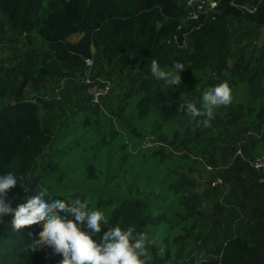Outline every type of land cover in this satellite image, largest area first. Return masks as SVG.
<instances>
[{
  "label": "trees",
  "instance_id": "trees-1",
  "mask_svg": "<svg viewBox=\"0 0 264 264\" xmlns=\"http://www.w3.org/2000/svg\"><path fill=\"white\" fill-rule=\"evenodd\" d=\"M187 13L183 0H0V47L16 41L7 37L9 31L29 43L37 34L46 46L44 52H24L14 73L19 86L1 87L2 97L9 93L16 99L0 107V174L12 172L19 181L6 196L13 210L43 184L49 202L79 198L89 202V209L105 213L109 223L102 225L97 240L116 225L134 226V235L147 233L154 241L148 264H264V206L240 235L227 240L219 256L200 259L185 234L200 215L196 184L180 170L195 164L169 153L165 145L186 141L185 126L205 119L193 118L186 104L201 108L203 93L224 81L233 101L215 108L213 119L227 114L229 123L244 122L255 134L264 127V62L228 65V19L263 27L264 0H221L198 22H185ZM95 56L108 67L140 68L151 77L152 60L165 71L174 61L185 69L181 83L169 85L166 102L152 95L150 83L128 92L110 84L103 108L91 102L83 86L90 113L69 114L62 93L23 98L28 87L39 90L46 80L86 76V61ZM215 72L218 80L211 79ZM261 148L248 156L261 155ZM235 163L238 170L249 168L260 177L240 158ZM12 220L13 214L0 218V264H59L61 257L51 248L32 251L42 224L15 231Z\"/></svg>",
  "mask_w": 264,
  "mask_h": 264
},
{
  "label": "rangeland",
  "instance_id": "rangeland-1",
  "mask_svg": "<svg viewBox=\"0 0 264 264\" xmlns=\"http://www.w3.org/2000/svg\"><path fill=\"white\" fill-rule=\"evenodd\" d=\"M230 42L228 65L238 62L252 66L255 62H264V26H254L246 21L229 18ZM9 38L16 41L0 47V107L11 104L15 97L9 93L1 96V87L17 84L15 72L23 60V54L29 48L44 52L45 44L40 37L32 36L31 43L25 36L9 31ZM91 76L97 83L121 84V91L141 89L143 84L152 85V95L164 102L169 89L167 83L158 82L155 77L144 73L140 68L121 70L118 66L108 67L98 57ZM13 71V73H12ZM12 73V74H11ZM10 75V78H6ZM80 77V78H79ZM211 79L218 80L215 72ZM85 76L62 80H46L39 90L28 87L23 95L26 100L35 101L38 97L54 98L62 93L65 102L62 106L71 114L90 105L84 85ZM72 81L71 83H69ZM86 92L84 91V87ZM56 96V97H57ZM61 97V96H60ZM91 98V97H90ZM92 102V100H91ZM90 113V111H88ZM42 117L45 113L42 112ZM230 118L223 114L219 119H212L210 127H204L202 120L185 126L182 138L173 143L166 141V151L190 157L195 166L180 170L194 181L195 195L198 197L197 211L200 213L186 231V236L201 252L200 259H212L219 256L227 240L242 233L251 221L257 208L264 206V184L249 168L237 169L236 152L241 150L246 156L254 155L261 148L258 133L249 135L244 122L229 123ZM258 130V129H257ZM255 134V133H254ZM264 151V148H261ZM220 179L223 184L214 186Z\"/></svg>",
  "mask_w": 264,
  "mask_h": 264
},
{
  "label": "clouds",
  "instance_id": "clouds-1",
  "mask_svg": "<svg viewBox=\"0 0 264 264\" xmlns=\"http://www.w3.org/2000/svg\"><path fill=\"white\" fill-rule=\"evenodd\" d=\"M184 69L185 65L180 61H174L169 71L161 69L156 60H152L150 65L151 74L171 86L181 83L180 73ZM232 101V89L224 81L203 93L201 108L191 102L185 107L193 118L204 117L202 125L210 127L214 109L227 107ZM18 182L12 172L0 174V218L13 214L11 223L15 231L42 224L38 239L32 242V251L51 248L55 255L61 257L59 264H148L151 259L149 246L154 241L144 232L134 235L136 228L132 225L127 229L119 225L109 227L99 240L94 238L101 233L102 225H108L109 219L103 211L89 209L87 200L76 198L49 202L45 199L51 197L49 189L40 184L36 195L28 197L25 203L13 210L11 200H6V196ZM20 184L25 191L30 190L28 184ZM159 254L164 255L163 248Z\"/></svg>",
  "mask_w": 264,
  "mask_h": 264
},
{
  "label": "built area",
  "instance_id": "built-area-1",
  "mask_svg": "<svg viewBox=\"0 0 264 264\" xmlns=\"http://www.w3.org/2000/svg\"><path fill=\"white\" fill-rule=\"evenodd\" d=\"M221 0H183L184 5L187 8V16L185 22H198L203 16H207L213 10H215ZM87 74L85 76L84 85L87 87V93L90 95L92 103L101 108L103 100L110 94V85L106 83H97L91 76V70L94 67L93 60L86 61ZM258 133V139L264 137V127H261ZM256 133V134H257ZM256 134L250 132L249 135L255 136ZM236 158H240L244 163L248 164L250 168L260 174L259 182L264 184V152L261 155L254 157L246 156L241 150L236 154ZM223 182L218 179L215 181L214 186H219Z\"/></svg>",
  "mask_w": 264,
  "mask_h": 264
}]
</instances>
